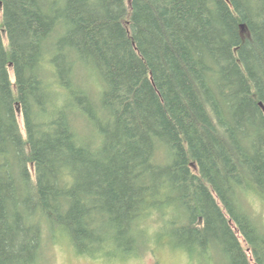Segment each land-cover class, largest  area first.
Segmentation results:
<instances>
[{"label": "trees", "instance_id": "16d2710c", "mask_svg": "<svg viewBox=\"0 0 264 264\" xmlns=\"http://www.w3.org/2000/svg\"><path fill=\"white\" fill-rule=\"evenodd\" d=\"M250 195L264 0H0V264H45L57 237L264 264Z\"/></svg>", "mask_w": 264, "mask_h": 264}, {"label": "rangeland", "instance_id": "374dc122", "mask_svg": "<svg viewBox=\"0 0 264 264\" xmlns=\"http://www.w3.org/2000/svg\"><path fill=\"white\" fill-rule=\"evenodd\" d=\"M12 73V70H10ZM250 211L258 220L264 224V204L255 196L250 195L248 201ZM158 223L155 229L158 230ZM149 229H154L149 226ZM166 238L160 242H150L148 247L139 256L121 259L107 257L92 258L80 255L72 247L70 242L64 238H56L53 242L48 241L44 248L45 264H203L197 258H190L184 251L168 245ZM218 260V259H215ZM219 261V260H218ZM216 261V264L220 262ZM210 262V261H209ZM206 264V263H204ZM210 264V263H207ZM215 264V263H213Z\"/></svg>", "mask_w": 264, "mask_h": 264}, {"label": "water", "instance_id": "95a60500", "mask_svg": "<svg viewBox=\"0 0 264 264\" xmlns=\"http://www.w3.org/2000/svg\"><path fill=\"white\" fill-rule=\"evenodd\" d=\"M243 28H244V25H243V24H241V29L243 30Z\"/></svg>", "mask_w": 264, "mask_h": 264}]
</instances>
